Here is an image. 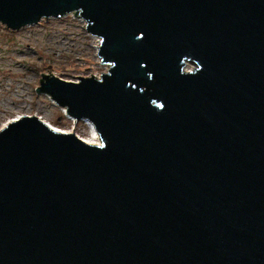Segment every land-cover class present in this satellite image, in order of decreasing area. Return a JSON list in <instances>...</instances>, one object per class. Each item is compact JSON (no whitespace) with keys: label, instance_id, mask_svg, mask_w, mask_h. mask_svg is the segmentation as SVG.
Segmentation results:
<instances>
[{"label":"water","instance_id":"obj_1","mask_svg":"<svg viewBox=\"0 0 264 264\" xmlns=\"http://www.w3.org/2000/svg\"><path fill=\"white\" fill-rule=\"evenodd\" d=\"M69 14L109 70L37 92L101 144L0 130V264H264V0H0L11 30Z\"/></svg>","mask_w":264,"mask_h":264},{"label":"rangeland","instance_id":"obj_2","mask_svg":"<svg viewBox=\"0 0 264 264\" xmlns=\"http://www.w3.org/2000/svg\"><path fill=\"white\" fill-rule=\"evenodd\" d=\"M85 27V21L73 14L18 30L0 23V128L19 115L34 114L64 132L91 137L85 120L68 117L49 95L37 92L43 74L78 81L80 76L100 78L108 72L95 46L99 38Z\"/></svg>","mask_w":264,"mask_h":264},{"label":"bare ground","instance_id":"obj_3","mask_svg":"<svg viewBox=\"0 0 264 264\" xmlns=\"http://www.w3.org/2000/svg\"><path fill=\"white\" fill-rule=\"evenodd\" d=\"M99 45H100V40L98 39V40H96L95 46L99 48ZM189 68H191V67L187 66V69H189ZM62 110L64 111V113H66V109H65V108H62ZM66 115H68V114L66 113ZM19 116H21V115H19ZM17 117H18V116H17ZM68 117H70V116L68 115ZM70 118H71V117H70ZM14 119H15V118H14ZM14 119H11V120L7 121L5 124H3V125L1 126V128H0V130H1L3 127H5V126L7 125L8 122H10V121H12V120H14ZM83 120H84V119H83ZM85 122H86V124H87V126H88V128H89V131H90V133H91V137H90L89 139H84V140H85L87 143H90V144H95V145H99V144H101L100 136H99L98 132L96 131V129L94 128L93 124L90 123V122L87 121V120H85ZM48 123H49V122H48ZM50 125H52V124H50ZM52 127L56 128V130H58V131L64 132L62 129H59V128L53 126V125H52ZM65 132H66V131H65Z\"/></svg>","mask_w":264,"mask_h":264}]
</instances>
